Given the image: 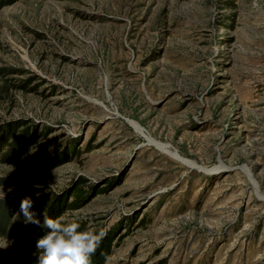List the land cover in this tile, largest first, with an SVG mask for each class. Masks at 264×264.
<instances>
[{
	"label": "rangeland",
	"instance_id": "1",
	"mask_svg": "<svg viewBox=\"0 0 264 264\" xmlns=\"http://www.w3.org/2000/svg\"><path fill=\"white\" fill-rule=\"evenodd\" d=\"M0 69V125L71 147L0 161V200L81 185L60 219L103 230L105 264H264V0H12ZM38 239L0 235V264Z\"/></svg>",
	"mask_w": 264,
	"mask_h": 264
},
{
	"label": "trees",
	"instance_id": "2",
	"mask_svg": "<svg viewBox=\"0 0 264 264\" xmlns=\"http://www.w3.org/2000/svg\"><path fill=\"white\" fill-rule=\"evenodd\" d=\"M11 2L12 0H0V9ZM12 73H18V71L0 69V76L2 77H7ZM28 84H30L29 81L25 82L24 85L16 86V88L26 90ZM9 91L10 90L6 84L1 87L0 103L4 99V94L8 95ZM27 124V122L21 121L0 125L1 162H16L24 164L26 167H40L43 169L53 170L71 161V157L69 156L71 147H66L61 151H57V154L49 160L43 159L49 151V145H44L38 151L33 152L32 148L36 147L41 134H39L37 130L28 127ZM27 155L30 156L29 159H24V156ZM76 189L77 192L75 193L74 191L76 197L71 202H69V199H65V197L51 200L48 196H39V192L31 191L21 192L15 200H0V235L8 239H13L17 236L23 238L42 237L46 233L47 229L42 226L26 222L25 217L20 212L21 200L25 197L31 198L33 201V211L36 212L42 224L43 215H47L53 219H60L62 217V212L76 210L82 206L84 201L79 194L81 191V185ZM25 224H27L26 227L22 228ZM82 228L83 227L81 226L80 230H83ZM21 229L22 231L20 232ZM109 253L110 248L106 245L103 246V249H98L90 258L91 264H105ZM36 263L37 262L32 261L29 264Z\"/></svg>",
	"mask_w": 264,
	"mask_h": 264
},
{
	"label": "clouds",
	"instance_id": "3",
	"mask_svg": "<svg viewBox=\"0 0 264 264\" xmlns=\"http://www.w3.org/2000/svg\"><path fill=\"white\" fill-rule=\"evenodd\" d=\"M20 212L27 223L47 229L36 241V248L40 252L38 264H91V256L95 254L106 235L103 230H80L79 223H63L61 219H53L47 215H43L41 224V220L33 211V201L29 197L21 200Z\"/></svg>",
	"mask_w": 264,
	"mask_h": 264
}]
</instances>
